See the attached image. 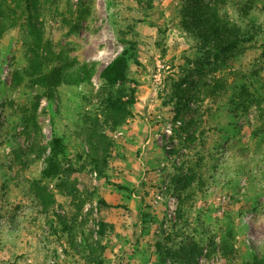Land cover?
<instances>
[{
	"label": "rangeland",
	"instance_id": "rangeland-1",
	"mask_svg": "<svg viewBox=\"0 0 264 264\" xmlns=\"http://www.w3.org/2000/svg\"><path fill=\"white\" fill-rule=\"evenodd\" d=\"M186 1L40 0L39 49L0 37V264H186L191 243L194 264H264V0H226L244 39L222 52L182 28ZM121 40L138 43L135 103L114 126L98 75ZM83 62L90 83L49 82Z\"/></svg>",
	"mask_w": 264,
	"mask_h": 264
},
{
	"label": "trees",
	"instance_id": "trees-1",
	"mask_svg": "<svg viewBox=\"0 0 264 264\" xmlns=\"http://www.w3.org/2000/svg\"><path fill=\"white\" fill-rule=\"evenodd\" d=\"M40 0H0V37L11 28H22L30 39V46L39 49L42 44V34L37 26L39 16ZM226 3V0H187L182 11V28L196 38L202 46L210 47L213 50L222 52L234 49L244 37L240 34V29L228 19L222 17L220 8ZM122 51L113 58L99 72L98 78L103 88L108 91L106 99V110L114 126L121 125L126 118L131 115L132 107L135 103L132 90L126 95L123 85L127 82V71L131 60L137 62L134 55L137 51L138 43L131 40H121ZM95 71L94 63H76V67L62 75L54 72L49 78L53 84H64L68 86L79 87L82 84L90 83ZM120 88L115 92H110L115 87ZM127 96V99L123 98ZM52 157L62 152V142L54 134L51 144ZM92 152V151H91ZM95 152V151H94ZM89 156V155H88ZM96 169H99L97 156H89ZM58 165L50 157L48 166L43 176L51 177L57 174ZM36 197L43 205H47L48 195L38 183L32 186ZM112 206L106 202L98 201V215H104ZM99 236L105 235L108 225L103 221L99 223ZM72 241H70L71 243ZM84 249L88 250L90 260L96 262V258L104 251L103 245L96 242L92 246L88 240H85ZM171 254V250L167 251ZM201 253V248L196 243H191L180 248L178 254L183 258L186 264H194L195 258ZM97 264V263H95Z\"/></svg>",
	"mask_w": 264,
	"mask_h": 264
}]
</instances>
